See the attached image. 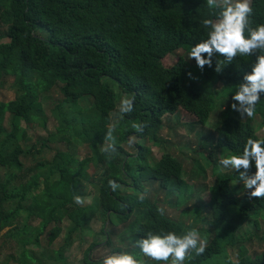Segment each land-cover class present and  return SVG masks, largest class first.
<instances>
[{
  "label": "trees",
  "instance_id": "obj_1",
  "mask_svg": "<svg viewBox=\"0 0 264 264\" xmlns=\"http://www.w3.org/2000/svg\"><path fill=\"white\" fill-rule=\"evenodd\" d=\"M250 3L253 11L245 27L246 38L257 25L264 24V0ZM226 6L210 5L208 0H0V18L6 25L0 35L6 40L0 42V81L3 84L11 79L15 90L13 100H0V170L4 172L0 176V234H4L0 237L12 250L4 264H48L38 261L28 249L40 248L41 238L48 246L63 238L52 264H66L64 254L72 236L89 227L97 214L104 218L99 230L106 238L103 247H112L116 254L122 250L112 242L115 234L121 237L127 233L137 244L148 232L163 238L167 232L181 236L195 229V223L184 226L167 217L158 199L144 195L149 180H160L162 189L178 190L179 203H185L197 188L183 180L184 166L171 154H164L154 165L149 161L152 150L148 143L160 144L158 134L165 117L181 110L195 119L182 126L192 131L203 129L204 141L197 153L217 176L216 184L210 187L209 202L193 207L194 211L200 209V214L205 206L212 211L214 238L202 254L190 249L183 264H264V250L249 258L248 250L242 247L237 261L227 254L243 224L251 220L254 231L261 230L264 198H250L254 188L245 197H237L231 186L233 177L220 165L222 158L242 154L249 137L261 138L250 120L232 115L230 109L214 131L204 129L215 108L226 101L219 98L215 86L236 91L239 84H246L243 76L250 74L264 49L238 54L230 62L214 51L212 68L205 65L203 72L194 59L192 65L186 57H179L171 66L164 63L178 50L190 53L207 39L211 26L205 27L203 21L215 23ZM201 55L208 58L206 53ZM217 65L219 73L214 70ZM53 90L61 97L51 109L57 126L55 133L40 139V146L57 143L65 150L57 149L49 162L25 168L22 158L31 150L21 143L26 129L17 120L25 127L44 128L42 98ZM121 95L135 96L132 110L111 123ZM259 96L255 112L264 126V92ZM83 98L90 99L88 107L79 105ZM134 122L142 131L133 129ZM77 144L87 148L95 166L105 172L94 185L96 191L88 205L75 202L82 170L74 152ZM195 164L205 172L200 162L195 160ZM250 164L245 175L249 179L256 171L253 157ZM110 180L117 184L115 191L109 187ZM122 187L132 193L120 190ZM117 223L123 227L114 233ZM260 238L264 243V233ZM96 246H88L83 264H102L90 256Z\"/></svg>",
  "mask_w": 264,
  "mask_h": 264
},
{
  "label": "rangeland",
  "instance_id": "obj_2",
  "mask_svg": "<svg viewBox=\"0 0 264 264\" xmlns=\"http://www.w3.org/2000/svg\"><path fill=\"white\" fill-rule=\"evenodd\" d=\"M217 4H225V0H213ZM235 3V0H232ZM217 22V21H216ZM6 30V25L0 18V35ZM6 41L5 39L0 38V42ZM179 57L189 58V53L185 50L180 49L177 51L176 55H170L164 59L166 66H171L174 64ZM192 65L195 63L190 59ZM197 80H200L196 77ZM199 82V81H198ZM201 84V82H199ZM215 89L219 95V98H223L224 105L213 111L210 119L207 121V124L204 126V129L214 131L224 119L227 110L230 109L232 115H237L240 117L239 113L232 110L231 104L236 103L239 108V102H231L227 100V97L232 98L235 95L234 90L228 89V91H223L221 84H217ZM260 95V93H259ZM227 96V97H226ZM127 97L126 95L119 96L116 109L112 112V121L115 123L118 121L120 116L123 114L121 111V100ZM15 98V90L11 86V79L7 82L1 84L0 81V100L4 102H9ZM60 95L57 91H50L42 98L43 110L46 116V125L44 128H41L36 125L26 126L25 124L17 120L18 124L26 129V139L21 141L23 147L27 150H31V153L22 158V162L25 168L33 166L36 162L43 161L49 162L54 156V153L57 149L65 150L63 144L50 143L49 147L42 148L40 146V139H43L48 136V134L55 133V127L57 126L56 119L52 116L51 109L54 107L57 101L60 99ZM90 99L83 98L80 100L79 105L82 107H88L90 105ZM247 107V105H245ZM193 116L181 110L177 115L167 116L164 119V128H162L158 134L160 144L154 145L148 143L152 153L149 156L150 164L154 165L157 163L164 154L169 153L172 156L176 157L179 161L182 162L184 166L183 180L188 184L197 185L192 194V196L185 199V203H179V192L176 189L170 187V191L162 189L160 180H149L145 183V193L144 195L150 197L151 199H158V204L165 210L167 217L172 218L178 223L188 226L195 223V229L199 232V240L204 242L205 245L214 238L215 227L213 225V213L212 211L203 207L200 214V209L193 210L194 205H206L211 198L210 187L216 184L217 176L213 174L210 167L206 166L201 160L199 153L201 150V143L204 141L202 135V128L195 130H190L185 126H182L181 123H187L193 121ZM195 120V119H194ZM243 120H250L253 127L256 129V134L261 139H264V126L260 125L261 119L260 116L255 112V115L252 118H245ZM10 117L9 114L6 115V125L9 127ZM181 125V126H180ZM104 146H100V149H103ZM127 149L132 153L131 149ZM74 152L77 159L80 161L82 166L81 175L78 177L79 180V191L78 197L81 199L82 203L80 205H88L92 201V197L95 194L96 188L95 184L99 183L100 180L105 176V172L99 166H95V161L90 155L87 148L77 144L74 146ZM222 157V156H221ZM195 160L200 162L203 167L206 168L205 172L199 170L195 164ZM225 174L231 175L233 181L231 186L233 190H236L237 197L243 198L250 192V189H245L243 186V180H240L237 176V172L229 169H224ZM3 171L0 170V176L3 175ZM203 184H206L205 187ZM203 186V188H202ZM120 190L132 193L130 188L122 187ZM194 211L195 214L192 212ZM196 216H200L198 220ZM104 218L100 217L98 214L95 216L93 221L90 223L89 227L83 228L80 232H76L72 236L71 245L69 249L64 254L66 264H83L84 253L86 252L90 244H98L91 252L90 256L92 260L97 261L103 260L113 254L112 247H103L105 242V236L99 233L100 226ZM261 230L255 232L253 229V222L250 220L243 224V226L237 231V242L234 245H229L227 247V254L232 261L238 260V255L240 250L246 248L248 250L247 256L250 258L253 254H259L264 250V243H262L260 236L264 233V222L260 221ZM37 225V223H35ZM34 225V226H35ZM123 224L117 223L114 227V233L121 232ZM4 232L0 234L2 236ZM112 242L114 246L119 247L122 250V253H127L133 255L136 259H139V264H144L145 262H154L155 264H172L173 258L169 257V260L164 261H153L151 258H148L142 254L138 244L132 243L128 237V234L124 233L121 237L115 234L112 237ZM15 243L12 242V245ZM63 244V238L57 239L52 245H46L44 238H41L40 248L31 246L28 249L35 254L38 261L42 263L52 264L54 260V252L58 251ZM10 243L4 242L0 237V264H4L6 261V256L12 253L10 249ZM10 249V250H9ZM190 251V250H189ZM188 251V252H189ZM188 255V253H187ZM12 264V263H9ZM53 264H56L55 262Z\"/></svg>",
  "mask_w": 264,
  "mask_h": 264
},
{
  "label": "clouds",
  "instance_id": "obj_3",
  "mask_svg": "<svg viewBox=\"0 0 264 264\" xmlns=\"http://www.w3.org/2000/svg\"><path fill=\"white\" fill-rule=\"evenodd\" d=\"M208 3L211 5L213 0H208ZM225 4L227 6L220 13V19L217 22L213 23L211 19L203 21L205 27L211 26V30L207 33V39L192 47L189 53V59L195 60L201 72L205 65L212 68L214 51L226 57L230 62L238 54L245 56L250 55L253 49H264V24L257 25L255 29H252L248 38L245 36V27L249 23L248 16L253 11L250 0H235V3L232 0H225ZM202 53H206L208 58H203ZM214 70L219 73L221 68L217 65ZM188 76L195 79L191 73H188ZM243 80L247 83L239 84L238 90L232 96V100L239 102L240 107L238 108L236 103L231 104L232 110L239 113L241 119L245 118V115L247 118H252L255 115L256 106L261 100L259 93L264 92V55L257 58L250 74L246 73ZM134 99V95L131 98H123L121 111L130 112ZM132 127L136 131H142L139 123L134 122ZM250 157L255 160L256 171L254 176L249 179L245 178V175L251 166ZM220 165L224 169L231 168L235 172H239V179L243 180L245 189L254 188V191L250 193V198H264V139L258 140L249 137L242 154L224 157L220 160ZM241 169L244 171L241 172ZM109 187L115 191L116 182L110 180ZM75 202L82 203L79 197L75 199ZM159 212L164 215L163 209H159ZM199 235L196 229L189 230L181 236L174 232H167L163 238L161 235L148 232L147 238L140 239L137 244L142 254L153 261L166 262L169 257H172V264H183L190 249H195L198 255L205 251L206 245L200 240V246L197 247ZM102 264H139V261L131 254L122 253L106 257Z\"/></svg>",
  "mask_w": 264,
  "mask_h": 264
}]
</instances>
